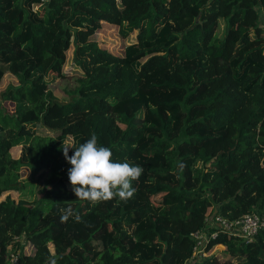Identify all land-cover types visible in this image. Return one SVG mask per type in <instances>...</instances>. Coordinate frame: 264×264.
<instances>
[{
    "label": "trees",
    "instance_id": "16d2710c",
    "mask_svg": "<svg viewBox=\"0 0 264 264\" xmlns=\"http://www.w3.org/2000/svg\"><path fill=\"white\" fill-rule=\"evenodd\" d=\"M36 2L0 0V264H183L206 211L264 208V0ZM103 24L121 52L91 37ZM67 52L78 73L59 97L49 82ZM92 133L143 168L132 198L72 192L62 146ZM38 183L32 199L9 192ZM69 206L80 222L61 221ZM204 249L198 264H264V227L217 231Z\"/></svg>",
    "mask_w": 264,
    "mask_h": 264
},
{
    "label": "clouds",
    "instance_id": "9594fccd",
    "mask_svg": "<svg viewBox=\"0 0 264 264\" xmlns=\"http://www.w3.org/2000/svg\"><path fill=\"white\" fill-rule=\"evenodd\" d=\"M70 148L74 149L71 156ZM62 152L67 163L71 165L67 173L68 181L78 200L88 201L95 206L117 197L128 200L135 194L136 189L132 182L139 179L143 168L126 161H114L111 149L98 144L95 133L78 147L63 145ZM179 167L182 169L185 165L181 163ZM69 216H74L77 222L81 221L80 214L74 212L71 206L62 210L61 221L66 222ZM46 264H56V260L50 258Z\"/></svg>",
    "mask_w": 264,
    "mask_h": 264
},
{
    "label": "built area",
    "instance_id": "2783aa9c",
    "mask_svg": "<svg viewBox=\"0 0 264 264\" xmlns=\"http://www.w3.org/2000/svg\"><path fill=\"white\" fill-rule=\"evenodd\" d=\"M44 0H38L33 6H37ZM264 227V208L260 211L244 213L237 218H227L220 214L205 212L204 225L190 233L193 240L190 255L183 264H198L207 255L204 244L208 237H213L217 231H224L241 238L252 236L258 229ZM7 264H22L18 261L16 253L10 252Z\"/></svg>",
    "mask_w": 264,
    "mask_h": 264
},
{
    "label": "rangeland",
    "instance_id": "374dc122",
    "mask_svg": "<svg viewBox=\"0 0 264 264\" xmlns=\"http://www.w3.org/2000/svg\"><path fill=\"white\" fill-rule=\"evenodd\" d=\"M223 22L220 21L218 25V29L220 30L222 27ZM264 26V23L262 24ZM116 25L113 24H103L97 32L93 33L91 35L92 38L96 39L100 44L104 45L106 48L111 50L112 52L119 53L121 52L122 42L123 38L120 37V35L117 33ZM70 52H67L68 60L64 63L62 69L64 74H66L64 77H56L53 80L49 82V87L52 89L55 95L59 97H64V89L69 88L72 85V76L76 75L78 73V69H75V66L70 63ZM5 81H0V89L4 86ZM35 131L38 133H47V134H53L54 131L49 130L41 125H38L35 127ZM10 153L15 156L18 153V145H13L10 147ZM20 173L23 177L27 175V172L20 168ZM34 177V176H33ZM35 180V179H33ZM35 183V182H34ZM40 183L37 184L36 187L30 186L29 190L24 188L22 191L17 190H10L15 198L18 197H24L27 199H32L33 197H38L41 194V187ZM8 193V191H2L0 193V199L3 198V196ZM223 248L224 246L222 244H215L210 250L208 251V254L210 252H217L216 255L218 256V259L221 260L223 256ZM232 259V260H231ZM231 261H234L235 259L231 258Z\"/></svg>",
    "mask_w": 264,
    "mask_h": 264
}]
</instances>
